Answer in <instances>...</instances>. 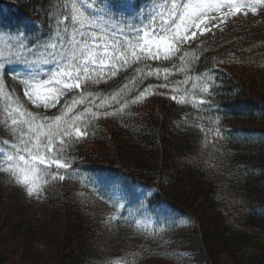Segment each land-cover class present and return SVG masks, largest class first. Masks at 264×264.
<instances>
[{
    "label": "trees",
    "instance_id": "obj_1",
    "mask_svg": "<svg viewBox=\"0 0 264 264\" xmlns=\"http://www.w3.org/2000/svg\"><path fill=\"white\" fill-rule=\"evenodd\" d=\"M65 3L71 0H0V29H20L43 42L55 33L54 18ZM242 16L182 46L193 70L181 71L176 61L169 79L178 93L149 91L123 113L101 115L86 135L66 146L69 175L64 181L49 178L43 186L46 210L40 213L25 204L14 228L26 262L219 264L225 256L230 264H264V13L259 21ZM130 75L90 90L113 93ZM163 82L149 78L131 96ZM6 86L22 96L18 82L9 78ZM204 86L211 95L200 90ZM172 95L177 100L186 96L188 103H177ZM3 107L0 102V120ZM8 136L0 124V144ZM92 143L96 150L84 148ZM87 174L140 184L153 193V202L171 208L176 223L161 222L162 228L152 230L137 227L85 184ZM0 190L20 191V199L27 200L7 173L0 172ZM60 218L63 227L52 238L47 227ZM181 233L184 244L177 248L172 243ZM15 251L1 250L0 264Z\"/></svg>",
    "mask_w": 264,
    "mask_h": 264
},
{
    "label": "snow or ice",
    "instance_id": "obj_2",
    "mask_svg": "<svg viewBox=\"0 0 264 264\" xmlns=\"http://www.w3.org/2000/svg\"><path fill=\"white\" fill-rule=\"evenodd\" d=\"M87 7L94 11L86 12L76 0L65 3L54 18L55 33L43 42L20 29L15 33L9 29L6 47L10 55L0 52V99L5 105L0 124L9 133L3 141L7 150L0 153V172L12 177L28 197L39 196L49 178H67L71 165L66 159V146L86 135L101 115L123 113L149 91L166 89L178 93V87H170L169 78L177 70V60L181 71L193 70L187 59L189 53L182 46L197 31L203 35L210 26L226 23L242 11L244 15L255 14L258 7H264V0H155L151 7L139 0H96L95 5ZM34 47L43 48V59L29 60L24 55L33 52ZM186 63L188 68L183 67ZM128 72L131 75L124 76L126 82L113 93L90 90ZM5 74L19 81L23 98L36 111L13 92L4 93ZM149 78L164 82L148 84L139 95L131 96ZM200 90L211 95L207 86ZM170 98L188 103L186 96ZM199 104L203 106L205 101L201 99ZM41 108H55L56 112L41 114ZM161 215L167 226L166 210L161 209Z\"/></svg>",
    "mask_w": 264,
    "mask_h": 264
},
{
    "label": "rangeland",
    "instance_id": "obj_3",
    "mask_svg": "<svg viewBox=\"0 0 264 264\" xmlns=\"http://www.w3.org/2000/svg\"><path fill=\"white\" fill-rule=\"evenodd\" d=\"M76 2L78 6H81L86 12L94 11V8H88L87 5L89 4L95 5L96 0H76ZM154 2L155 0H151L146 7H151ZM245 2H247V0H245ZM261 9H264V7H258L257 12L255 14L249 12L247 13V15H243L242 17L250 16L252 17L250 18L251 20L259 21L262 19V14L264 13V12L262 13L260 12ZM244 11H246V9ZM241 13L244 14L243 11ZM224 26H225V23L218 24L216 26H210V29L208 31L213 32L216 30H220L224 28ZM206 32H204L203 35H201L199 31H197V35L195 37H192L191 39L197 37L195 40H199L200 37H203ZM8 40H9V35L5 33H0V52H3L4 56L10 55L8 48L6 47V42H8ZM42 53H43V48H40L36 50L35 53H24V55H26L29 60H41L43 59ZM0 59H2V57H0ZM12 67H19V65H12ZM41 67L47 69L48 67H50V65H41ZM4 83H5V80H4ZM20 91L22 95L20 98L22 100L24 99L26 103L31 105L29 101L23 98V89H21ZM4 93L5 94L8 93L5 85H4ZM0 102L4 105L3 99H0ZM49 110H45V111H49ZM52 110H53V113L56 112L55 108H52ZM1 113L4 115L3 109ZM97 147L98 145L97 144L95 145V143L86 144L84 146V148H91L92 150H96ZM0 153H3V152H0ZM0 163H3L2 156H0ZM85 181L88 185H91L101 190L103 195L107 197L115 205L117 212L120 215L127 218V220L134 222L138 227L142 229H146V230L152 229L155 227L154 225L156 223L159 225V223L161 224V222L164 221L165 217L161 215V209L166 210L168 222L174 221L171 218L173 216V213L170 211V209L165 204H162L159 206L152 204L150 202L151 193L136 184L124 183L120 180H113L111 178H107L101 175H87L85 176ZM41 183H43V181ZM24 191L26 193V190ZM19 194L24 195L20 191H16V190L15 191H12V190L1 191L0 190V251L6 250V249H13L15 251L16 249L15 251L16 255L5 264H29V262H26V259H23L21 257L22 247L19 244L20 238H16L17 234H15V231H14V228L17 225L18 221L21 220L20 218L22 216V209L23 207H25V204L34 205L35 208H37V210H40L39 211L40 213L41 211L46 210L45 205L47 204V201L45 199L43 189L41 190L39 196H36V195L32 197H28L27 195L23 196L27 198L25 202H23L20 199L21 197ZM62 218H60L59 224L52 222L47 227L48 232L50 233L49 235H51L52 238L57 239V237L59 236V230L61 227H63ZM176 221L177 220H175L174 224L176 223ZM162 230H165V229H162ZM175 236L177 240L178 239L179 240L178 241L174 240L175 242L172 244L178 243V246H177L178 248L180 246L179 243L184 244L183 242H181L183 241L184 234L181 233ZM172 244L171 246H175ZM150 247L151 246H149V249L151 251ZM218 263L219 264H230V261L225 256H221L218 260ZM49 264H52V262H49ZM150 264H176V263H166V261L163 262V261L155 260V262H151Z\"/></svg>",
    "mask_w": 264,
    "mask_h": 264
}]
</instances>
